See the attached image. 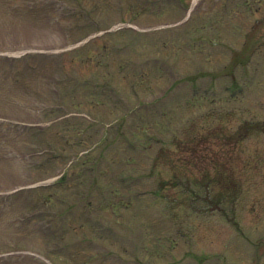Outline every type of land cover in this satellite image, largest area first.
I'll return each instance as SVG.
<instances>
[{
    "label": "rangeland",
    "instance_id": "rangeland-1",
    "mask_svg": "<svg viewBox=\"0 0 264 264\" xmlns=\"http://www.w3.org/2000/svg\"><path fill=\"white\" fill-rule=\"evenodd\" d=\"M0 264H264V0H0Z\"/></svg>",
    "mask_w": 264,
    "mask_h": 264
},
{
    "label": "trees",
    "instance_id": "trees-1",
    "mask_svg": "<svg viewBox=\"0 0 264 264\" xmlns=\"http://www.w3.org/2000/svg\"><path fill=\"white\" fill-rule=\"evenodd\" d=\"M239 53H237V55H238ZM3 59V58H2ZM6 62L8 61V60H6V59H4ZM241 62H243L242 60H241V58H238V57H235V55L233 56V62L230 64V67H231V65L232 66H235L236 64H238V63H241ZM5 63V62H4ZM20 63H21V60L20 59H16V61H14V64H13V66H12V68H16L15 70H19L18 69V67L20 66L21 67V65H20ZM7 66H5V67H3V70L4 71H6L7 70V68H6ZM161 182H162V184H163V188H166V187H169L170 186V182H168V180L167 179H163V180H161Z\"/></svg>",
    "mask_w": 264,
    "mask_h": 264
}]
</instances>
